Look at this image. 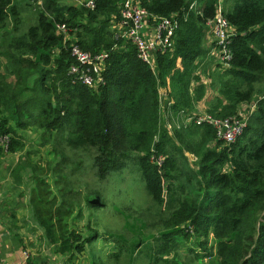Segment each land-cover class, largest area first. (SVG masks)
Instances as JSON below:
<instances>
[{
	"label": "trees",
	"instance_id": "trees-1",
	"mask_svg": "<svg viewBox=\"0 0 264 264\" xmlns=\"http://www.w3.org/2000/svg\"><path fill=\"white\" fill-rule=\"evenodd\" d=\"M85 1L40 0L33 22L21 30L19 6L0 0V153L23 150L32 130L38 146L49 144L51 174L67 161L68 174H79L82 153L90 154L100 180L131 163L159 224L150 241L98 232L100 192L74 190L67 177L63 186L53 175L48 181L36 173V159L27 158L11 173L19 182L20 171L29 170L31 218L45 244L66 264L86 253L89 264H102L90 254L104 242L110 248L103 259L131 257L136 249L146 264H178L181 250L180 264L187 257L195 264H264V0H220L233 28L231 58L212 74L204 24L219 0H139L149 21L174 16L178 23L170 50L157 53L152 67L128 39L114 37L122 0H92V8ZM57 24L66 27V38ZM72 42L104 52L97 89L68 73ZM207 87L216 95L205 103L206 114L240 112L245 120L233 143L222 144L207 122H184ZM242 103H248L243 111ZM185 154L194 157V169Z\"/></svg>",
	"mask_w": 264,
	"mask_h": 264
},
{
	"label": "rangeland",
	"instance_id": "rangeland-1",
	"mask_svg": "<svg viewBox=\"0 0 264 264\" xmlns=\"http://www.w3.org/2000/svg\"><path fill=\"white\" fill-rule=\"evenodd\" d=\"M60 2H64L67 0H59ZM72 1V0H68ZM13 3H15L17 6H19V13L22 21L21 30H24L29 24L33 22L34 14L37 9V6L40 3V0L32 1V0H13ZM0 46H1V31H0ZM209 67H213L212 61L209 64ZM210 89L209 95L213 97L214 91L212 88ZM214 92V93H213ZM24 95L26 93H29L28 91H24ZM208 95V96H209ZM210 97V98H211ZM208 98V100L210 99ZM206 100V101H208ZM205 101V102H206ZM248 103H242L240 104L241 108L243 109L247 106ZM205 109V103L200 106L199 108L195 106V109L192 110L193 113L196 114H203ZM169 127V126H167ZM28 132L27 136H29V140H25L26 149L29 150L26 157L23 158V156H19V159L21 161H25L27 158H33L36 159L35 163L39 166L37 168L36 173L43 178H47L48 181L52 179V175L56 177V182L63 186L64 177H67L66 180L70 182L71 187L74 190H82L84 189V186H88V189H92V191H99L101 195V199L103 200V206L100 211L96 213V216L99 219L100 226L97 227L98 232H121L124 235V239L131 243L133 240H138L137 235H140V238L145 241H150L151 237L153 235L157 234V229H154L155 226L159 224V220L157 219V216L155 215L156 207L155 204L152 203L148 195L146 194L143 185L139 179L138 173L134 169V166L131 163H128V165L125 167V169H122L120 172H114L107 174L106 177L103 179H98L94 173V170L90 166L91 163V157L90 154L82 153L81 155V170L80 173L77 175L68 174L69 165L70 162L67 161L65 166L59 165L56 167V171H54L52 174L50 173L49 166H51L50 161V154L47 153L49 144L44 146H38L36 144V140L38 139L39 135L37 132H34L32 130H27ZM25 132V130H24ZM224 144V143H222ZM24 150L22 151V153ZM65 152L69 155V157L75 161L76 155L72 153L71 150H65ZM186 155V154H185ZM186 161L187 164L195 168V160L194 157L191 155H186ZM21 157V158H20ZM194 160V161H192ZM49 165V166H48ZM23 177L22 181H20V188L19 191H21L22 196L25 195V202H26V192L27 188L26 186L29 185L30 181L28 180V177L26 174ZM30 180V178H29ZM20 197V196H19ZM28 203V200L27 202ZM29 204V203H28ZM19 206V205H18ZM189 238V236H188ZM97 245L95 246V248ZM110 246H108L105 242L103 243V246L101 249H99L97 252L93 250L92 256H98V258L94 259L97 262L99 260H103L102 264H146L147 257L144 255L143 251L137 252L135 249V252H133L132 256L130 257L129 254H123L119 256L117 260H114L113 258L105 257L103 259V253L104 249H109ZM107 250L105 252H107ZM181 250L179 253V250H177L176 255L178 260L184 259V257L181 254ZM88 253H86L85 256H87ZM83 255H74V258L72 260V264H89V257H85ZM170 254L164 255V258L169 259ZM177 259L178 264L180 262ZM56 261L55 259L50 261L51 263L47 264H53L52 262ZM64 258L61 260V264L64 263ZM206 264V261H203ZM58 263V262H57ZM186 264H195L194 261L190 260L189 257L185 260ZM60 264V263H58ZM158 264H163L161 260H159Z\"/></svg>",
	"mask_w": 264,
	"mask_h": 264
},
{
	"label": "built area",
	"instance_id": "built-area-1",
	"mask_svg": "<svg viewBox=\"0 0 264 264\" xmlns=\"http://www.w3.org/2000/svg\"><path fill=\"white\" fill-rule=\"evenodd\" d=\"M84 5L92 8V0H86ZM192 5V4H191ZM190 5V6H191ZM148 13L140 5L139 0H122L118 8V17L113 27L116 28L114 37L128 39L133 45L137 57L148 66L152 67L157 53L170 50L172 35L177 28V20L174 16L151 15L152 21L148 19ZM149 23L152 27L151 34L143 31V25ZM206 37L210 41V55L214 69L219 71L227 67L231 58V51L228 47L229 37L233 35V28L225 18L221 9L220 0L217 2L214 15L205 20ZM56 28L68 36L64 24H57ZM74 29L70 36H73ZM69 54L73 62L68 67V73L77 76V79L92 89L102 83L101 72L104 66V52L90 53L81 49L76 43L68 45ZM197 68L195 73H199ZM201 82L205 83L201 75ZM253 107V102L249 103ZM237 115L212 117L206 113L196 114L191 112L185 117L184 122L189 120L193 123L207 122L213 126L216 139L224 144H230L241 134L245 120ZM168 126V125H167ZM158 160V159H157Z\"/></svg>",
	"mask_w": 264,
	"mask_h": 264
},
{
	"label": "crops",
	"instance_id": "crops-1",
	"mask_svg": "<svg viewBox=\"0 0 264 264\" xmlns=\"http://www.w3.org/2000/svg\"><path fill=\"white\" fill-rule=\"evenodd\" d=\"M143 31L151 34V25L149 23L144 24ZM205 44L208 48L210 47V41L207 37ZM209 55L210 52L205 56L206 61H209L211 57ZM202 61L198 62L197 68L201 69ZM209 70L212 74L217 69L209 68ZM210 92L207 87L204 91V97L197 102L196 107L199 108L212 98L209 95ZM208 98L210 99L208 100ZM28 132L30 131L26 130L27 134ZM27 138L29 140V136ZM25 147L23 153V150L14 152L2 150L3 152L0 153V264H47L54 259L56 261H53V264H61L64 256L52 253L51 245L45 244L41 238V230L32 221L29 199L32 193L33 181H30L29 185L26 186V202L28 200L29 204L25 202V195L22 196L21 191H19L20 181L24 179V174L28 176L29 170L23 169L20 171L19 182L15 180L11 173L13 165L20 162L19 156H23L25 153ZM16 235H19V238Z\"/></svg>",
	"mask_w": 264,
	"mask_h": 264
}]
</instances>
